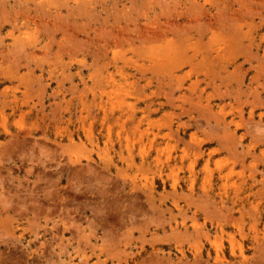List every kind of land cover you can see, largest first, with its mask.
I'll list each match as a JSON object with an SVG mask.
<instances>
[{"label":"rangeland","instance_id":"374dc122","mask_svg":"<svg viewBox=\"0 0 264 264\" xmlns=\"http://www.w3.org/2000/svg\"><path fill=\"white\" fill-rule=\"evenodd\" d=\"M0 264H264V0H0Z\"/></svg>","mask_w":264,"mask_h":264},{"label":"bare ground","instance_id":"6f19581e","mask_svg":"<svg viewBox=\"0 0 264 264\" xmlns=\"http://www.w3.org/2000/svg\"><path fill=\"white\" fill-rule=\"evenodd\" d=\"M3 13V12H2ZM7 22V20H5ZM16 21V20H15ZM161 148V147H160Z\"/></svg>","mask_w":264,"mask_h":264}]
</instances>
